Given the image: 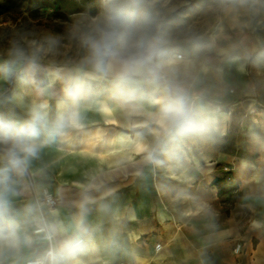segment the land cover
<instances>
[{
    "label": "rangeland",
    "instance_id": "obj_1",
    "mask_svg": "<svg viewBox=\"0 0 264 264\" xmlns=\"http://www.w3.org/2000/svg\"><path fill=\"white\" fill-rule=\"evenodd\" d=\"M223 3L153 0L160 30L177 54L191 57L189 31L214 46L206 71L198 64L180 74L208 92L223 118L222 134L186 142L179 161L145 162L150 103L122 108L101 90L83 110L82 126L44 146L10 196L21 236L31 237L17 248L0 246V264L38 257L49 264V252L72 239L79 248L68 264H226L230 257L232 264H264L263 78H254L255 95H248L264 65L218 55L264 52V15L225 14ZM0 6V67L14 45L30 49L55 40L30 82L0 78V113L24 119L31 105L46 103L54 116L60 77L80 54L72 26L96 16L100 0H0ZM125 141L142 142L144 149L121 150ZM47 198L59 206H49ZM215 232L219 244L213 249ZM237 243L244 247L240 254Z\"/></svg>",
    "mask_w": 264,
    "mask_h": 264
},
{
    "label": "clouds",
    "instance_id": "obj_2",
    "mask_svg": "<svg viewBox=\"0 0 264 264\" xmlns=\"http://www.w3.org/2000/svg\"><path fill=\"white\" fill-rule=\"evenodd\" d=\"M221 11H244L264 15V0H224ZM71 37L79 57L60 77L59 110L49 114L46 103H34L26 118L15 119L0 113V246L17 248L27 242L10 214L9 198L29 174L32 161L42 148L53 143L66 130L82 126V112L101 90L107 91L117 106L132 107L149 102L145 127L150 140L143 160L160 164L179 161L182 146L188 142L209 141L222 134V120L209 94L182 78V68L202 71L210 64L214 46L201 41L195 31L186 34L191 57L182 58L172 38L162 32L153 11V0H100L94 17L76 22ZM241 43H244L242 39ZM55 40L25 49L14 45L10 59L0 67V78L31 81L43 55ZM222 55L228 62L241 59L264 65V52L245 49L243 56ZM47 90H41L44 94ZM79 248L78 240L65 241L48 254L49 264H68Z\"/></svg>",
    "mask_w": 264,
    "mask_h": 264
},
{
    "label": "crops",
    "instance_id": "obj_3",
    "mask_svg": "<svg viewBox=\"0 0 264 264\" xmlns=\"http://www.w3.org/2000/svg\"><path fill=\"white\" fill-rule=\"evenodd\" d=\"M235 63H239V62H235ZM249 78H252V77H249ZM254 78H263L264 79V71H263V74H260V76H259V74L258 75H255V77H253V82H252V85H253V89H252V91L248 94V95H255V90H256V86H255V81H254ZM262 90L264 91V87L262 88ZM261 101H263L264 102V100H262L261 99ZM234 102L235 103H239L240 102V97H236L235 99H234ZM18 224V223H17ZM19 225V224H18ZM19 227H20V225H19ZM76 230V228H74L73 230H72V232H74ZM60 233H62V232H60ZM22 237L23 238H30L31 237V235L27 232V233H25V234H22ZM213 237H214V241H212L209 245H210V247L211 248H215V247H217V245L219 244V237L217 236V233L215 232V233H213ZM73 240V239H72ZM6 264V263H5ZM226 264H232V258L230 257L229 258V260L226 262Z\"/></svg>",
    "mask_w": 264,
    "mask_h": 264
},
{
    "label": "built area",
    "instance_id": "obj_4",
    "mask_svg": "<svg viewBox=\"0 0 264 264\" xmlns=\"http://www.w3.org/2000/svg\"><path fill=\"white\" fill-rule=\"evenodd\" d=\"M177 55L182 57V58H186L184 53L180 52ZM46 201H47L49 206H52V207H58L59 206V203L53 198H47ZM161 247H162L161 244L157 245V248H161ZM243 248L244 247H243L242 243H237L235 248H234V252L236 254H240L242 252ZM28 264H46V259L39 258V257L38 258H33V259L28 261Z\"/></svg>",
    "mask_w": 264,
    "mask_h": 264
},
{
    "label": "bare ground",
    "instance_id": "obj_5",
    "mask_svg": "<svg viewBox=\"0 0 264 264\" xmlns=\"http://www.w3.org/2000/svg\"><path fill=\"white\" fill-rule=\"evenodd\" d=\"M173 47L175 48V50H177V47L176 46H173ZM58 106L60 107L59 104H58ZM103 110L106 113H111L112 112L111 107L108 106V105H103ZM143 149H144V146H143L142 142H135L134 144H127V142L125 141V146L122 147L121 150H137L139 153H141L140 151H142ZM55 212H56V210H55ZM42 231L43 230H37L36 233H40Z\"/></svg>",
    "mask_w": 264,
    "mask_h": 264
},
{
    "label": "trees",
    "instance_id": "obj_6",
    "mask_svg": "<svg viewBox=\"0 0 264 264\" xmlns=\"http://www.w3.org/2000/svg\"><path fill=\"white\" fill-rule=\"evenodd\" d=\"M3 12V8L0 6V13H2Z\"/></svg>",
    "mask_w": 264,
    "mask_h": 264
}]
</instances>
